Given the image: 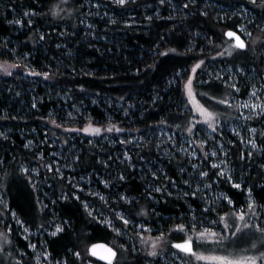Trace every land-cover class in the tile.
<instances>
[{"label":"trees","instance_id":"obj_1","mask_svg":"<svg viewBox=\"0 0 264 264\" xmlns=\"http://www.w3.org/2000/svg\"><path fill=\"white\" fill-rule=\"evenodd\" d=\"M83 1L0 0V52L5 53L0 56V62L21 65L11 75H0V133H4L0 136V161L3 162L0 164V192L25 226L42 233L41 236L37 234L36 240L43 242L53 261L82 264L90 259L105 264L87 252L90 244L102 241L118 250L123 264H149L143 251L121 250L115 246L113 231L89 216L83 206L84 201L103 204L96 197L76 193L67 176L83 174L98 180L103 171L107 172L109 187L99 182L96 187L108 199L115 200L111 203L115 209L131 213L135 216L134 223L146 222L155 229L153 235L170 233L183 241L179 233L169 229L186 222L180 217H186L188 222V207L199 209L200 205L195 198H182L170 189L171 185L184 187V163L178 154L160 158L155 150L156 140L148 133L159 126L171 129L175 124L188 122L192 113L184 95V85L191 68L197 61L203 59L207 63L216 52L223 51L226 29L239 32L242 18L237 9L246 8L264 21V8L259 6L258 0L255 5L251 0H197L198 6L190 5L188 10L182 7L187 0H167L165 4H160L159 0H129L126 6L113 4L112 0H96L101 11L82 21L81 17L86 14ZM53 5L64 11L52 16ZM105 9H109L107 14L102 12ZM29 10L35 14L24 16ZM17 19L22 23H9ZM29 20L32 23H28ZM41 35L44 36L42 40ZM189 48L192 51H188ZM169 49L176 51H167ZM166 51L167 55H159ZM216 60L233 68L240 65L245 70L250 67L263 70L258 46L251 54L248 48L234 50L232 56L225 54ZM44 72H48L49 77H44ZM196 81V93L207 92L218 98L231 94L222 80L213 78L211 88L200 86V81ZM197 97L210 109L222 113L221 121L235 117L236 112L227 106L207 97ZM52 119H57L62 127L56 128ZM161 121L168 123L161 124ZM110 125L124 129L122 132L113 130L114 136L127 139L136 135L145 140L142 148L130 151L129 163L114 154L118 146H109L97 137L106 149L102 154L89 144L87 138L90 136L81 140L75 132L63 129L92 126L106 132ZM253 125H258V120ZM45 128L48 129L46 135L60 143L62 155L66 157L62 177L44 166L50 161V151L58 149L42 142ZM38 138H41V145ZM228 153L231 164L242 170L243 188L237 189L218 179L220 188L234 203L221 202L215 214L207 212L213 215L212 220L218 218L217 214L245 207L246 187L252 189V197L258 204H264V176L258 168V158H241L236 144ZM41 156L42 159L37 158ZM148 161L161 165V170L152 175L153 179L143 175L141 169ZM18 163L39 169V179L31 172H20ZM121 174L124 180L119 179ZM150 184L163 187L161 193H153V199L149 198L147 187ZM73 192L79 200L72 196ZM121 194L132 202L118 200ZM141 208L148 212L143 218L136 216ZM3 219L12 228L13 244L23 252V264H34L27 243L14 229L11 214ZM54 220L64 229L56 236L45 232ZM115 224L121 226L120 222L115 221ZM40 225H44V229ZM135 246L140 247L138 238H135ZM77 251L81 253L80 259L73 255Z\"/></svg>","mask_w":264,"mask_h":264},{"label":"rangeland","instance_id":"obj_2","mask_svg":"<svg viewBox=\"0 0 264 264\" xmlns=\"http://www.w3.org/2000/svg\"><path fill=\"white\" fill-rule=\"evenodd\" d=\"M83 2L86 4L85 5L86 14L81 17L82 21L87 20V18L92 17L93 15H96L99 13V11H101L100 8L102 7H100L101 5L98 3V1L84 0ZM102 6L104 7L106 5H102ZM108 10L109 9H105L104 11H102L103 14H107ZM237 11L240 12V15L242 18L241 25H243L244 32H250L252 34V37L248 38L244 33L241 32L240 27H238V30L240 34L243 36L244 40L246 41V44L250 45L248 47L250 54L254 52L257 46L260 48L261 55L263 57V60H262L263 70L260 72V71H257L256 68L250 67L248 70L244 69V72L238 73L236 72V68L241 67L240 65H238L236 68H233L232 66L226 64L225 62L216 60L217 58H220L222 56L224 57L225 55H222V56L214 55V58L212 56L211 57L212 59H210L207 63H205L202 69L197 70V73L195 76V78H197V81L196 80L195 81L196 83H198L199 81H202V80H208L209 79V76L207 75L208 72H213L216 75L223 73L225 77L231 76L232 77L231 82L237 83V86L240 88L239 93H235L232 89L229 88L231 90V94L227 98L229 99L230 103L243 104L245 102H248L250 99V92L252 90L253 85L256 86L257 94L259 95L260 100H257L255 97H251V101L253 103H261V102H264V35H263L264 21L260 20L259 18L257 19L256 17H254L253 14L246 8L241 7L237 9ZM129 16L131 17V15ZM256 37H261L262 40L258 41L256 45H252L251 40H254ZM226 41L228 43H231V40L229 39H226ZM228 43H225L224 46L222 47L223 52H226L228 48ZM15 70L16 68L11 69V73H13ZM0 75L5 76L7 74L0 71ZM196 99L200 100L197 96H196ZM200 103L205 104L201 100H200ZM205 106L207 107L206 104ZM209 110H212V109L209 108ZM229 110H233L236 112L235 117L233 119H230L229 121H221V124L218 126V130L215 133H212L204 125H201L200 127L197 128L196 136L194 138L197 140L207 141V143L204 144V151H208V152L216 151L217 152V156L209 157L207 161L205 160L203 152L198 151L195 157L191 155L192 151L197 149V145L185 143L186 139H188V135L186 132L182 131V129L188 126V122L182 125L180 124L181 130H178L175 124L171 129L164 127V126H159L155 131L148 133V136H151V138L156 140L155 150L161 156L160 158H168L166 156H174L175 154H178L180 160L183 161L184 163L183 165L184 167L182 168V172H185V180L183 182L184 187L171 185L170 189L174 190L182 198H185L186 196L195 198L200 205L199 209L192 207V206L188 207V211H189V215H188L189 216V219H188L189 231L187 233L188 235H191V217L192 216H196L197 220L201 222L197 227V231H202L204 228H210V227L212 228L213 231H216V232L222 231V228H223L222 225L218 227L211 225V221L213 219L212 214H215V213L213 212L212 214H208L203 211V209L205 208L207 204H211V206L215 208L216 210L218 206L221 204V202L227 203V201L223 200L221 196V194H224V195L226 194L220 188L218 179L225 180L231 186H233V183H239L241 184V188L239 189L243 188L242 187L243 176L241 173L242 170L241 171L240 169L238 170L236 167H234L231 164L230 154L228 153L231 146H234V144H236V146L239 149V154L241 158L242 157L243 158L247 157L248 159H252L253 157L258 158V168H260L264 176V119H262L259 116H256L251 120H246L245 117L252 114L251 108L233 107V108H229ZM212 111H216V110H212ZM237 117H239V119H237ZM255 120H258V125H253V122ZM252 128H255L256 131L255 132L250 131V129ZM47 132H48V129L45 128L42 132V135L44 136V138H42V142L44 143L47 142L49 146H56L58 149L50 151L49 153L50 161H48L49 163H46V165L51 164L53 166V171L56 168H59L63 174V170L65 169V166H66V163H65L66 157L65 155H62L60 143L56 142V138L52 139L53 136L46 135ZM75 133H76L75 135L77 137H80L81 140H83L84 137L87 138L88 136H90V138H87L89 140V144L96 146L98 151L102 154L105 152L106 149H103V147L101 146L103 143H101L99 139H97V137H100V139H102V141L105 142L109 146H114V147L118 146L117 149H114L113 151L114 154L120 157L119 159H121V161L125 160L128 163L131 160L130 151L134 148H137V149L142 148V146L145 145V140L138 138V136L136 135H134L133 137H129L127 139H123V137L119 135L114 136L113 133L108 132V131L106 132L101 131L98 135L93 134L91 132L89 133L75 132ZM170 136L173 137L172 140H169ZM259 138H261L262 140L261 143H259ZM37 140L39 143L41 142L40 141L41 138H38ZM249 140H253L255 142L256 144L255 148H253V146L248 143ZM121 141H130V143H121ZM41 144L42 143H40V145ZM126 152H127V156H125ZM248 153H253V155L249 157ZM193 163L199 165L200 170L207 171L209 173L210 179H208L209 177L208 178L200 177L198 173H196L190 166ZM212 164H218L220 165V167L224 168L225 174L218 175L220 168L213 169L211 167ZM104 167H106V165H104ZM32 168H35V167L33 166ZM160 168H161V165H159V163H157L156 161L144 162L141 167V169L144 171L143 175H146V174L150 175L151 179H153V176H152L153 173L155 171H160L161 170ZM39 172H40L39 169H37L36 172H31L37 180L39 179ZM103 172L104 174H101L100 177H98V180H95V179L91 180L90 177L85 176L83 174L79 176H70L68 174L67 181L70 182L72 188L74 189L76 193L83 192L85 195L96 197L97 200L103 204V202L99 199L98 196H94L91 194L93 192H97L100 195H103L97 190L96 182H99L101 185L107 188L109 187L110 185L109 180L106 179L107 172L105 171ZM115 172H117V170ZM57 175L62 177L64 174L62 176L60 174H57ZM229 176H231L232 178L231 181L228 179ZM186 180L189 181V183H185ZM101 181H108V184L105 185ZM110 181H112V179ZM214 184L216 185L214 186ZM77 185H79V187H77ZM206 187H207V191L205 190ZM147 188L150 190L149 198H152V199L154 198L153 193H161V191L163 190L162 186L153 185V184L148 185ZM156 188H160L161 190L157 192L155 191ZM167 189L168 187H166L165 190ZM244 189H245L244 191L245 201L247 205V202H248V191L247 190L249 188L246 187ZM193 192H196L197 195H192ZM105 198L108 199V197L106 196ZM0 202H5L4 197L1 195V192H0ZM84 202L88 203L89 208L93 210V216L96 217L99 221H100L101 213H103V216L107 217L108 219L114 220L113 219L114 215L111 212V209H115L114 206H112L111 204L115 202L113 198L109 199L108 208H105L104 204L102 205L103 206L102 207L101 205L91 203L90 201H84ZM246 205L244 207L245 209H246ZM240 208L241 207L235 208V209H240ZM115 210L122 211L119 209H115ZM12 220H13L12 222L14 224V229L16 230V233H18L19 236L22 238V240H24L27 243V247L29 243L37 245L35 249L28 247V249L30 250L29 256L31 260L33 261L34 264H37L36 257L38 253H42L43 251L46 250L44 248L43 242L38 241L39 239L36 240L37 234L41 236L42 233H37L36 231H31V230H29L28 232H25L24 227L17 224L15 219L12 218ZM229 223H231V220H229ZM4 224H5L4 219L2 217L0 218V230L3 229ZM57 224H59L57 221L55 220L52 221L51 227L45 230V232L47 234H50L52 231L55 230ZM133 224H141V222L139 223L133 222ZM115 226L120 227L116 224ZM136 231H138V229L130 225L128 227L127 232L122 235L118 236L116 233L113 232L116 236L115 246L118 249H120L119 246L124 245V248L121 250H125L127 248H130L133 250V248L135 247L136 251L134 252H138L140 250L143 251V253L148 258L149 264H167L169 262L171 264L172 263L181 264V260H183V264H210V262H206V261L198 262L195 260L194 257H190L187 254L171 247V244L173 241L178 242L179 240L175 239L176 238L175 234L172 235L170 233L165 234L166 241H162L160 246L157 248L158 254L154 257L148 256L146 249H149L150 245L140 244V247L135 246L134 236H135ZM11 233L9 236L11 240V244L5 245V251L3 253H0V260L4 261L5 264H16V261L21 260V256H23V252L21 248L13 244V241L11 239ZM159 234L160 233L153 235V232L144 233L146 237L147 236L156 237ZM179 234L181 235L182 239L186 238L185 233H179ZM25 237H27V239ZM255 239H258V237L253 236L247 240L240 241L235 244L229 243L225 245V248L227 250L239 251V249L241 248L248 247L250 243L252 242V240H255ZM197 243L198 242L195 241V237H193V248L197 252H203L206 255L208 254L227 255L228 254V251H217L215 247L212 245L201 244L200 247H197ZM261 250H264V249H261ZM8 252L12 253V257L7 256ZM173 253H178L180 258L178 259L176 256L173 255ZM40 261H41V264H56V261H53L51 259H49L48 261H45L42 256L40 257ZM88 261L89 260H86L85 262H82V264H88ZM91 264H100V263H95L91 261ZM113 264H123V259L120 258V256H118L117 259L113 262Z\"/></svg>","mask_w":264,"mask_h":264},{"label":"snow or ice","instance_id":"obj_3","mask_svg":"<svg viewBox=\"0 0 264 264\" xmlns=\"http://www.w3.org/2000/svg\"><path fill=\"white\" fill-rule=\"evenodd\" d=\"M64 3H67V0H63ZM129 0H112L113 4H116L118 6H126ZM160 4H165L167 0H159ZM252 3L255 5L257 3V0H252ZM198 6L197 0H187L182 7L185 10L189 9V6ZM99 6V5H97ZM259 6L264 8V0H259ZM64 11L63 9L57 8L55 5H53V9L51 11L52 16H59L60 13ZM70 11V10H69ZM35 13L31 12V10L24 12V16L34 15ZM206 14V13H201ZM148 19H151L149 17ZM111 23H115V21H110ZM9 23H16L21 24L22 21L17 19L15 21H9ZM28 23H32L31 20L28 21ZM241 29V32L244 33L248 38L252 37V34L250 32H244L243 25L238 26ZM223 35L227 38H234V40L231 41V43H228L227 41L225 43H228V48L226 52H216V56H222V55H233L234 50H245L250 45L246 44L244 39H241V36L237 34L236 31L232 29L226 30ZM40 39H44V36L41 35ZM261 37H256L254 40H251L252 45H256L258 41H261ZM211 43V41H210ZM167 51L175 52L176 49H169ZM166 52H160L159 55L164 56L167 55ZM188 51H192L191 48L188 49ZM201 53L203 52V49L200 50ZM4 52H0V56L4 55ZM214 58V57H213ZM205 64V60L201 59L197 61L193 67L191 68V74L187 75V80L184 85V95L188 98V104L191 105L189 108V111L192 113L189 121L188 126L183 128L182 131L186 132L188 135V139H186L185 143L187 144H195L197 145V149L193 150L191 155L195 157L198 153V151L203 152V155L205 157V160L209 157L217 156L216 151H204V144L207 143L205 140H197L194 137L196 136L197 128L201 125H204L209 129L212 133H215L218 130V126L221 124V115L222 113L209 110L208 107L205 106V104L200 103V100L196 99V96L199 95L201 98L207 97L210 101H215L217 104L225 105L229 108H251L252 114L245 117L246 120H251L256 116L261 117L264 119V102L261 103H253L251 101V97H255L257 100H260L259 95L257 94L256 86H252V90L250 92V99L248 102H245L243 104H233L230 103L227 96L225 98H218L216 95H210L207 92L202 93H196L194 91V82H195V76L198 69H202ZM21 67L20 64L17 63H8L7 61L0 62V71L7 75H11V69L19 68ZM23 67L27 68V65H24ZM236 72L242 73L244 72L243 67L236 68ZM32 75H37L38 73L31 72ZM44 77H49L48 72L42 73ZM180 73L177 74L179 76ZM207 75L209 76L208 80H202L200 81V86H207V87H213L212 79L215 78V80H223L225 88L226 89H232L235 93L240 92V88L237 86V83L231 82L232 77L228 76L225 77L223 73L216 75L213 72H208ZM121 100L124 99V97H120ZM36 105L33 104V107ZM188 107V105H186ZM258 110V111H257ZM71 115V113H69ZM239 119V117H237ZM51 123L56 127L60 128L62 127L61 124L58 123L57 119H52ZM161 124H167V121H161ZM176 128L178 130H181L180 125H176ZM113 130L117 132H122L124 129L116 128L115 125H110L106 131L112 132ZM65 132L72 133V132H84V133H93V134H99L101 131H105V129H101L98 127H92V126H86L82 129L78 128H65ZM235 131V130H234ZM250 131L255 132L256 129L252 128ZM4 133H0V136H3ZM173 137H169V140H172ZM65 144L68 143V141H64ZM121 143H130V141H121ZM249 144L253 146V148L256 147V144L253 140L248 141ZM27 147V145H26ZM253 153H248V156H252ZM125 156H127V152L125 153ZM38 159H42L41 157H37ZM243 158V157H242ZM78 159V157H77ZM0 163H3L0 161ZM48 171H53V166L51 164L44 165ZM192 169L198 173L200 177H209V173L207 171L200 170V166L197 164H191L190 165ZM18 167L20 172L24 174H28L30 172H36V168H29L24 166L23 164L18 163ZM211 167L213 169L220 168V171L218 175H224L225 170L224 168L220 167L218 164H212ZM55 172L57 174L63 175L59 168L55 169ZM5 175L7 173L5 172ZM155 175V173H153ZM124 175L121 174L119 179L124 180ZM83 179V178H81ZM228 179L231 181V176L228 177ZM105 185L108 184V181H101ZM185 183H189V181H185ZM79 187V185H77ZM233 187L239 189L241 188V184L239 183H233ZM161 189L156 188L155 191L159 192ZM207 191V187L205 189ZM248 202L246 205V209L241 206L240 209H233L232 211L225 213L223 215L217 214L218 218L211 221L212 226H220L222 225V231L216 232L213 231L212 228H204L202 231H197L198 225L201 223L197 220L196 216L191 217V235H188L189 227L186 217H180V219H184L185 223H179L174 225L171 229H169L170 232L174 233H185L186 238L183 239L182 242H175L173 241L171 244V247L178 249L185 254H187L190 257H194L196 261H206L210 262V264H264V204H258L255 199L252 197V189H248ZM94 196H98L99 199L103 202L105 208H108L109 206V199L105 198V196L100 195L97 192L91 193ZM192 195H197L196 192H193ZM72 196L75 197V199L79 200L80 197L75 194V192L72 193ZM223 200H226L228 205H233V200L228 197L227 195L221 194ZM64 199H67V196L63 197ZM120 201H126L128 203H131L132 201L125 195L121 194L118 198ZM83 206L85 209L88 210L89 216H93V210L89 208V205L87 202H83ZM205 213L207 212H215V208L211 206V204H207L205 208L203 209ZM111 212L114 215V220H110L107 217L103 216V213L100 214V223L105 224L107 227L111 228L114 233H116L118 236L122 235L127 232L128 227L132 225L134 228L138 229L136 231L134 238H138L141 245H150L149 249L147 250L148 256H156L157 248L160 246L162 241H166L165 233L161 232L158 236L152 237V236H145V232H153L155 229L149 227L147 223H141V224H133V221L135 219V216H133L131 213H125L123 211H118L115 209H111ZM11 214L12 218L16 220V223L24 227V231L28 232L30 229L24 225V221L17 218V214L9 207V205L6 202H0V218ZM148 212L141 208L140 211L136 214V216H139L143 218L144 216H147ZM94 219L96 217H93ZM229 220H231V223H229ZM120 222L121 226L116 227L115 223ZM44 225H40L41 229H44ZM234 229V230H233ZM64 229L61 227L60 224L56 225V228L54 231L50 233L52 236H56L58 233L62 232ZM12 231V228L10 225H7L6 223L3 226V229L0 230V253H3L5 251V245H10L11 240L9 238L10 233ZM256 236L258 239L252 240L250 245L246 248H241L239 251L235 250H227L225 248L226 244L232 243L235 244L240 241H244L249 239L250 237ZM193 237H195V241L197 243V247H200L201 244H207L212 245L215 247L217 251H228L227 255H217V254H204L203 252H197L193 248ZM27 239V237H25ZM29 248L35 249L37 247L36 244L29 243ZM120 249L124 248V245L119 246ZM97 249H103V252L97 251ZM92 257H98L100 260L106 261L107 264H113V262L118 257V250L115 247H109L107 243H93L90 245V247L87 250ZM133 251H136L135 247L133 248ZM77 259L81 258V253L79 251L75 252L73 254ZM174 256H176L178 259L179 254L173 253ZM8 257H12V253H7ZM43 257L45 261H48L50 259V253L45 250L42 253H38L36 260L37 264H41L40 257ZM87 259V257H85ZM0 264H5L4 261L0 260ZM16 264H23L22 260H17ZM56 264H67V261H56ZM88 264H91V260L89 259ZM181 264H183V260H181Z\"/></svg>","mask_w":264,"mask_h":264},{"label":"water","instance_id":"obj_4","mask_svg":"<svg viewBox=\"0 0 264 264\" xmlns=\"http://www.w3.org/2000/svg\"><path fill=\"white\" fill-rule=\"evenodd\" d=\"M226 30H228V29H226ZM225 30V31H226ZM233 30V29H232ZM224 31V32H225ZM234 31H236V30H234ZM237 32V34L238 35H240L241 36V39H244L243 38V36L240 34V32H238V31H236ZM225 37V36H224ZM226 39H229V40H234V38H227V37H225ZM246 42V41H245ZM178 242H182V241H178ZM95 243H105V242H102V241H100V242H95ZM93 244V243H92ZM91 245V244H90ZM90 245L88 246V248L90 247ZM109 245V244H108ZM109 247H112L111 245H109ZM88 248H87V250H88ZM175 249V248H174ZM176 250H178V249H176ZM97 251H99V252H103L104 250L103 249H97ZM178 251H180V250H178ZM88 252V251H87ZM182 252V251H181ZM184 253V252H183ZM88 254H89V252H88ZM89 256H90V254H89ZM90 257H92V256H90ZM93 259H95V260H97V261H100L101 263H105V264H107V262L106 261H103V260H100L98 257H92Z\"/></svg>","mask_w":264,"mask_h":264}]
</instances>
